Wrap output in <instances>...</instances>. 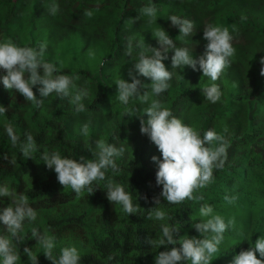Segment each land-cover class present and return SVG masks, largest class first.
Masks as SVG:
<instances>
[{"label": "trees", "instance_id": "obj_1", "mask_svg": "<svg viewBox=\"0 0 264 264\" xmlns=\"http://www.w3.org/2000/svg\"><path fill=\"white\" fill-rule=\"evenodd\" d=\"M20 1L22 0H0V41L11 39L17 45L32 47L45 44V61L55 64L61 70L59 74L78 75L80 79L76 84L86 85L89 95L82 100L86 107V111L82 113H76L75 105L71 103L74 92L64 98L54 92L43 98V103L37 107L14 89L4 88L2 77L6 72L0 68V105L7 109L5 115H0V185L7 184L10 190L14 189L18 194L26 195L30 206L37 211V219L34 222L24 221L22 234L26 239L18 246V264H31L24 252L25 247L37 254L38 264H51L31 235L33 227L41 234L47 233L56 237L53 255L57 257L63 245L77 247L81 255L80 264H155V257L160 251L173 247L168 245L167 248L161 246L158 249L147 243L149 237L158 239L162 236V223L179 228V232L175 234L177 239L184 235L201 238L200 233L193 227L200 202L186 200L182 204L171 205L161 197L159 207L172 219L156 221L147 218L148 210L156 207L153 197L159 196L162 191V186L156 184L158 165L155 162L153 164L150 157L141 158L136 162L118 157L116 163L120 173L113 175L111 170L107 173L131 193L134 205L140 206L136 215L130 216L124 213L120 205L108 201L106 181L94 182L93 188H98L93 194L89 195L85 191L77 196L71 188L64 189L60 185L54 170L48 169L40 158L44 151H59L62 157H71L77 161L81 156L93 159L89 149H94L98 140L114 143L117 147H124L128 143V130L131 126L127 122L134 119L139 112L133 116L127 115L126 112L134 107H144L136 101L127 106L121 104L116 99L114 82L119 78L131 82L130 72L142 83L147 84L148 78L139 75L134 68L136 60L126 55L129 44L125 41L120 43L123 18L126 14L122 12L118 17H114L109 12L113 5L124 9L125 5H129V0H114L108 5L110 7L101 6L106 0ZM204 1L171 0L169 12L171 15L178 13L177 16L183 13L180 17L192 20L195 27L200 28L203 24L198 10L204 7ZM262 1L264 0H257L259 8ZM220 2L221 0H213L212 6L219 5ZM52 3L59 5L60 10L56 15L48 11ZM86 11L92 12L90 18L85 15ZM102 13L104 20L99 18ZM248 18L236 14L226 16L223 21L231 28L235 25L250 26L255 30L264 29L261 10L259 14L254 11L248 13ZM95 22L98 26L94 27ZM92 32L105 42V46L97 47L92 59L82 60L80 54L89 42ZM259 33L264 34L262 31ZM262 37L264 38V35ZM254 38L256 40V36ZM109 43L117 45L115 52L112 53ZM140 46L131 44V53L141 50ZM258 50L252 51L256 53ZM116 62H120V65L116 66ZM232 63L231 73L215 81L222 92L219 101L225 99L224 103L229 105L228 108L224 109L221 104L214 106L206 101L200 88L213 82L208 77H203V74L193 76L189 72L186 73L185 69L181 70V75L179 74L176 80L169 81L171 86L164 92V97L166 106L183 123L198 130L201 136L205 131L212 129L216 132L221 130L225 137L230 138L223 168L214 169V182L195 195L204 196L205 199L201 203H217L213 199V193L221 187L217 196L222 199L225 195H235L238 199L231 206L239 207L240 203L249 198L258 197L226 191L229 181L222 174L228 173L239 178L237 171L240 166L237 163H242L243 157L249 153L248 146L246 150L242 145L238 130L247 127L257 135L260 125H263L260 120L264 114L259 109L264 110V76L258 74V66L252 69L250 64L245 66L237 61ZM239 67H243V70ZM40 71L42 74V69ZM241 78L249 81L250 83L246 84L250 86L246 87ZM40 87L41 85L33 87L38 99L41 98ZM227 119L233 120V126L224 123L223 120ZM216 122H221V125L218 126ZM234 122L237 125H234ZM85 123L89 124L87 136L81 133ZM6 124H11L20 137L16 146L12 145L7 135ZM26 133H31L37 144L33 158L28 159L22 156L19 146ZM157 153L156 157L162 158L158 149ZM4 154L8 155V160L3 159ZM13 157L17 160L16 164L10 163ZM259 190L264 196V182ZM10 204L9 198L0 197V211ZM239 220L241 219L236 218L235 226L224 233L223 242L219 245L220 251L216 254L219 258L217 264L233 261L234 256L247 247L239 245L238 241L241 238L240 232L248 229V220L243 219L242 223ZM255 221H259V216L251 219L250 224ZM0 234H7L2 221ZM109 256L113 259L109 260Z\"/></svg>", "mask_w": 264, "mask_h": 264}, {"label": "clouds", "instance_id": "obj_2", "mask_svg": "<svg viewBox=\"0 0 264 264\" xmlns=\"http://www.w3.org/2000/svg\"><path fill=\"white\" fill-rule=\"evenodd\" d=\"M59 5L52 3L48 11L52 15L59 12ZM202 24H206L203 30V38L207 41L205 52L198 58L193 57V53L187 47H177L173 39L163 29L158 28L153 34L157 39L160 48H148L146 45L140 46L139 58L135 61L134 68L139 75L149 78L151 83H142L136 76H132L131 82L123 78L116 79V99L127 106L130 102L136 101L140 105L147 107H134L126 114L129 116L141 113L140 132L147 135L150 141L157 147L162 159L156 156L152 160L158 165L156 172V184L162 186L159 196L153 197L156 207L148 210V219L156 221L171 220L172 217L162 210L161 197L167 204H182L186 200L195 202L204 201L203 195H195L199 190L206 188L214 182V169H222L227 159L229 142L223 134H218L215 130L209 129L201 133L193 127L183 123V121L173 115L171 110L165 107L159 97L169 87V81L173 77L164 60L168 59L167 53L173 51L171 57L172 69L184 66L191 67L194 71H202L203 77H208L213 83L201 89L205 100L216 103L221 99L222 92L215 83L224 71L231 66L230 58L235 55L236 49L233 45L239 41H246L249 45H254L253 41L247 37L233 38L229 28L210 23L211 18L206 14L208 11L202 10ZM140 16L149 17V22L157 20V9L154 5L144 6L139 9ZM87 17L92 16L91 11H86ZM236 13H228L224 16H234ZM223 18V19H224ZM171 26L179 30V38L183 41L190 36L195 43L199 44L201 38L197 35L202 27L195 28L194 22L171 15L168 18ZM255 32L256 40L264 34V29H257L250 26ZM232 30L235 31V25ZM235 40V43H234ZM248 47V45H247ZM131 44L126 53L131 56ZM151 52L147 55L146 51ZM46 45L40 44L38 47L20 46L11 39L0 41V68L5 70L6 75L2 77L5 89L15 90L20 93L26 101L32 102L39 107L43 103V98H47L52 93L64 98L72 95L71 103L75 105V112L82 113L86 107L82 100L89 95L87 86H78L76 81L80 79L78 75L69 76L59 74L60 69L55 64L45 61ZM260 75L264 76V57L260 58ZM42 69V74L41 70ZM41 85L37 98L33 87ZM7 109L0 105V115H5ZM147 114V119L142 118V114ZM89 124L85 123L81 128L84 136L88 135ZM227 131L226 129L224 130ZM6 132L13 146H16L20 137L16 134L11 124H6ZM22 156L26 159L33 158L37 151L36 141L31 133L25 134V139L19 144ZM93 159H85L83 156L77 161L74 158L61 156L59 151H44L41 160L48 169L54 170L57 180L63 188H71L80 196L83 192L93 194L97 188H93L94 182L106 181V197L111 204H118L128 216L136 215L140 206L134 205L131 193L126 191L124 186L115 182L107 175L111 170L113 175L120 173V168L116 163V158H122L125 153L123 146L117 147L114 143L98 140L94 149H89ZM4 160H8V155L4 154ZM16 164L13 157L10 161ZM0 197H7L11 204L0 211V221L6 226V235L0 234V264H18L20 262L19 245L24 242L26 236L23 233L25 220L34 222L37 219V211L30 204L28 197L18 194L14 189L10 190L7 184L0 185ZM147 199V197H145ZM238 199L237 196H224L228 204H233ZM14 205V206H13ZM199 223H194L193 227L201 238L189 237L187 235L175 238L179 228L168 223L161 224L162 236L158 239L149 237L147 243L152 247L160 248L173 245L170 250L160 251L155 257V264H212L213 257L220 251L219 245L223 242L224 233L235 226V218H225L219 214H214L213 206L209 203H201L199 207ZM31 235L36 239L37 244L43 249L45 257L51 264H80L81 255L75 246H67L60 249L57 257L53 255L56 247V237L47 233L41 234L33 227ZM179 244V247L174 245ZM246 248V247H244ZM240 251L234 256L232 264H264V236L257 238L248 250ZM31 264H38V256L33 250L25 247ZM217 257V256H216ZM113 259L112 256L108 257Z\"/></svg>", "mask_w": 264, "mask_h": 264}, {"label": "rangeland", "instance_id": "obj_3", "mask_svg": "<svg viewBox=\"0 0 264 264\" xmlns=\"http://www.w3.org/2000/svg\"><path fill=\"white\" fill-rule=\"evenodd\" d=\"M102 1V0H101ZM114 0H106L104 4L101 6L107 7L110 5L111 2ZM171 0H129V5H125L124 9H118L115 5L112 6L110 10V15H114V17H118V14L122 13L126 14V17L123 18V24H122V38H120V43L124 42L127 44H137V45H146L148 48H160V45L157 41V39L153 36L152 33H154L158 28H163L169 36L173 39L177 47H187L190 52L193 53L194 58H198L200 55H202L205 52L206 43L207 41L203 38V30L204 26L202 27V30L198 32V36L201 38V41L199 44L195 43L192 37L188 36L183 41L179 38V30L176 27L171 26V21L168 19L169 16H171L170 7H171ZM213 0H205L203 2L204 7L200 8L198 10V14H203L202 10L208 11L211 14H206L208 17L211 18L210 23H216L225 27L229 28L230 34L233 36V38L238 37H247L251 41H253L252 47L247 44L246 41H239L234 43V48L236 49L235 55L230 58L231 60V66L227 68L224 73L221 75L220 78H224L225 76L229 75L231 73V69L233 67V61H237V63H244L246 66L247 64L252 65V69H254V66L259 67L258 74H260V69L262 65L260 64V58L264 57V38L259 37L257 41H254L255 32L251 30L250 28L238 26L235 27L236 30L233 31L231 27L225 25L224 23V16L228 13H236L239 15H242L245 17V19L248 18V13L256 12L259 14V11H262V16L264 19V1L260 2V8L258 6L257 0H221L219 5L212 6ZM20 3H23V0L20 1ZM148 5H154L157 9V20L153 22H149L150 18L146 16H140L139 9H141L144 6ZM176 6V5H175ZM104 7H102L104 9ZM110 7V6H108ZM196 10V9H195ZM105 12V11H104ZM178 13H175L176 15ZM184 14L181 13L180 16H183ZM194 17V16H193ZM102 20H104L103 13L99 17ZM184 18V17H181ZM186 18V17H185ZM192 21V20H191ZM98 26V23H94V27ZM196 28V27H195ZM94 29V28H93ZM105 46V42L100 39V37L95 33L92 32L90 34V40L87 43L85 49L80 54V57L82 60H89L92 59V54L94 50L97 47H103ZM110 49L113 52H115V49L117 45L109 43ZM253 49H259L258 52L252 51ZM142 50V49H141ZM141 50H138L136 53H131V56L127 55L128 57L134 58L135 60H138L139 58V52ZM146 51L147 55H151L150 51H147V49H143ZM127 53V51H126ZM174 55L173 51H169L167 53L168 59L164 60L163 63L165 64L166 68L169 71H172L173 77L171 81L176 80L181 75V68L172 69L171 64V57ZM116 66L120 65V62L115 63ZM240 70H243V67H239ZM186 73H191V75H200L203 74L202 71L196 70L194 71L189 66H184ZM245 70V69H244ZM174 77H176L174 79ZM241 81L244 83L246 87H249L250 83L246 79L241 78ZM147 84L151 83L150 79H147ZM171 86V84H170ZM170 88V87H169ZM165 93H162L159 97H152L153 99H159L162 104L166 106L167 102L165 99ZM207 101V100H206ZM226 100L222 99V102L218 101L216 103H212V105H222L223 108H228L229 105L224 103ZM235 105V104H234ZM143 107H147V105H143ZM169 108V107H167ZM259 111H262L264 114V110L259 109ZM174 116L178 118V116L171 110ZM143 119H147V114H142ZM140 119H141V113H138L134 119L127 122L131 128L128 130V137L130 138L125 144V153L124 156L127 159H132L135 162L141 158L144 157H150L151 162L154 164V161L152 160L153 156H157V147L150 141L149 137L147 135L141 134L140 132ZM257 119V118H256ZM224 123L228 126H233V120L227 119L223 120ZM263 125H260V129L257 130L259 134L255 135L252 133L247 127L246 128H240L238 130V136L242 140L243 147L246 148L248 146L249 153L246 154L243 159L242 163L239 164V169L237 171L238 174H240L239 178H235L233 176H230L228 173H223L222 176L226 177V180L229 181L228 188L226 191H231L234 193H238L239 195H256L258 198H249L248 200L242 202L239 204V207H233L232 204H228L224 197L220 199L218 197V193L220 192V188L218 187L216 190H214L213 193V199L217 203H209L213 206L214 214H219L222 217L225 218V221H227L229 218H239L241 220L240 223H242L243 219L248 220V229L244 232H240L241 238L238 241H234L235 244L239 245H246V249L248 250L252 245L254 244L255 240L261 236H264V196L260 192V185L264 182V115L262 119L260 120ZM218 126L221 125V122H216ZM127 125V126H128ZM234 125H237L234 122ZM220 134H223L221 130L218 131ZM217 132V133H218ZM226 134V133H224ZM227 141L230 143V138L226 137ZM232 155V154H231ZM122 157V158H123ZM162 159V158H159ZM253 162V164H252ZM214 176V174H213ZM215 178V177H214ZM208 187V186H207ZM256 191V192H255ZM263 191V190H262ZM206 203V202H203ZM201 204V202H200ZM259 216V221H255V223L250 224L251 219H255ZM201 218L199 217V209L196 211L195 214V223H199V220ZM238 220V219H237ZM196 231V229L194 228ZM230 244V242H229ZM62 247H67L66 245H63ZM60 254V250L58 252ZM257 258L264 259L259 257V253H256ZM218 257L214 256L212 264H217ZM219 264H232V261H228L227 263L220 262Z\"/></svg>", "mask_w": 264, "mask_h": 264}]
</instances>
